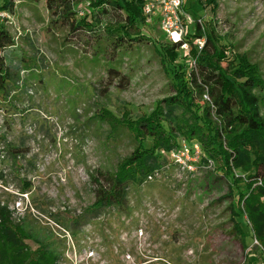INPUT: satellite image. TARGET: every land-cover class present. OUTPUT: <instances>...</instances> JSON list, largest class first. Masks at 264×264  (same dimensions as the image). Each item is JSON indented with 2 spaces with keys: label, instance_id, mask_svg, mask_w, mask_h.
Segmentation results:
<instances>
[{
  "label": "rangeland",
  "instance_id": "rangeland-1",
  "mask_svg": "<svg viewBox=\"0 0 264 264\" xmlns=\"http://www.w3.org/2000/svg\"><path fill=\"white\" fill-rule=\"evenodd\" d=\"M217 3L213 12V4L187 0V32L201 18L231 45L229 56L246 54L264 73V0ZM76 9L78 20L92 19L89 1ZM103 20L99 27L117 30L124 14L112 10ZM3 23L28 59L15 106L0 109V208L12 224L49 237L57 264H264L245 216L238 217L245 239L233 232L235 185L213 161L199 163L201 146L188 149L183 138L186 147L160 152L165 162L153 178L130 186L127 208L96 204V180L135 149L128 120L174 94L162 52L172 42L156 20L141 25L142 41L121 48L103 29L55 25L43 0H19ZM179 53L177 63L194 65L191 51ZM112 67L130 79L126 89H103Z\"/></svg>",
  "mask_w": 264,
  "mask_h": 264
},
{
  "label": "trees",
  "instance_id": "trees-1",
  "mask_svg": "<svg viewBox=\"0 0 264 264\" xmlns=\"http://www.w3.org/2000/svg\"><path fill=\"white\" fill-rule=\"evenodd\" d=\"M18 1L0 0V5L2 10L13 14ZM43 1L55 25L66 26L72 33L103 29L118 48L125 44L133 46L145 36L141 32V25L146 22L144 0ZM84 1L92 6V19L85 16L78 20L76 5ZM199 1L205 6L213 4V12L218 7L217 0ZM112 10L124 14L122 26L117 30L99 27ZM192 36L194 40L205 38L202 48ZM186 39L195 56L194 65L176 62L183 42L162 48L172 65L174 94L162 99L153 112L128 120L126 126L134 134L135 149L115 173H108L103 182L96 180V204L127 208L130 186L157 172L165 162L160 152L182 146L180 138H183L191 148L195 144L201 146L199 163L213 161L235 185L238 211L232 217L233 232L239 231L245 239L238 221V217L245 216L264 252V73L246 54L229 56L231 45L225 44L208 23L198 22L193 33H186ZM25 61L28 59L15 45L10 30L0 24V109L15 106L12 99L21 90L16 84ZM113 85L126 89L130 79L118 69L109 68L103 89ZM30 190V187L22 189L23 193ZM0 221V264L58 263L59 249L49 237L12 224L6 208H0Z\"/></svg>",
  "mask_w": 264,
  "mask_h": 264
},
{
  "label": "built area",
  "instance_id": "built-area-1",
  "mask_svg": "<svg viewBox=\"0 0 264 264\" xmlns=\"http://www.w3.org/2000/svg\"><path fill=\"white\" fill-rule=\"evenodd\" d=\"M187 0H144V13L146 16V22L153 23L155 20L159 23L163 33L172 43L183 42L181 49L184 51H190V43L186 39L187 26L189 22L193 21V18L186 9ZM9 12L2 10L0 5V23L5 22L9 17ZM202 23V19L198 20ZM205 38L197 39L196 45L202 48ZM185 142V141H184ZM186 147V145L181 146ZM195 150L194 148H188ZM172 154V152L170 153ZM175 164L178 165L181 159H173ZM176 160V161H175ZM154 175L151 174L150 178ZM261 183V182H259Z\"/></svg>",
  "mask_w": 264,
  "mask_h": 264
}]
</instances>
